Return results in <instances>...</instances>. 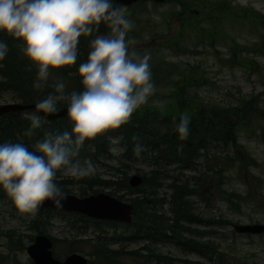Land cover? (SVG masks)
<instances>
[{"label": "trees", "instance_id": "1", "mask_svg": "<svg viewBox=\"0 0 264 264\" xmlns=\"http://www.w3.org/2000/svg\"><path fill=\"white\" fill-rule=\"evenodd\" d=\"M173 2L179 10L171 11L169 15L176 18L179 31L162 45L157 48L150 47L148 50L158 51L165 47L175 56L186 52L195 55L204 51H200L199 47L207 46L214 53H218V42L228 35L225 23L237 20L253 24L254 30H257L258 26L262 27V35L259 42L251 48L247 44L233 42L232 38L233 43L229 47L230 55L226 63L230 67L241 64L244 54L264 56V15L258 10L236 7L232 5L231 0ZM141 3H145L144 0L128 7ZM197 14L204 15L201 22L197 21ZM189 30L194 33V46L186 45L185 37ZM107 32L106 26L101 24L97 34ZM89 39L90 37L81 38L76 65L50 70L51 76L45 87L35 89L33 83L38 68L22 52V41L15 40L6 32H0V41L8 45V53L5 59L0 61V96L11 94L14 100L36 103L49 93H54L52 85L57 79L66 83V93L81 91L78 66L87 60ZM134 49L141 54L146 50ZM247 63V68L252 73L262 72L263 68L260 69V64L255 59H248ZM150 66L156 88L172 86L167 95L171 100L166 101V105H158L154 101L162 95L156 91L148 104L141 106L133 114L127 125L97 137L94 141H86L79 154L81 160L90 158L95 164L100 163L108 167L113 166L108 161L117 158L122 167H112L114 178L102 179L95 173L96 176L93 174L76 180L73 177H64L62 172H58L56 178L57 184L65 193H72V187L77 185L79 196L109 188L110 194L120 199H128L134 205L133 220L130 223L98 220L79 213L40 207L35 216L29 214L27 227L36 234L50 236L55 244L58 240L50 235L53 221L65 222L71 232L75 233L70 239L71 244H92L89 264H124L126 259H129L131 264H241L215 240L218 231L204 229L214 225H228L229 220L204 216L198 211L200 208L195 202L196 198H200L201 201L211 204V200L216 196L229 203L235 202L234 199L238 201L245 198L236 191L224 189L223 184L230 170H236L237 175L247 181L246 174L259 165L240 142V132H255L260 129L264 134V127L258 119L260 114L264 117V111L260 107L264 92L249 99L237 97L234 104L220 105L206 101L199 95L198 90L209 84V78L201 64L169 61L162 56L160 58L156 52L151 54ZM65 105L67 102L62 101L58 102L57 107ZM31 112L35 110L14 111L0 116V144L22 143L30 151H34V144L43 138L45 131L62 133L71 130L69 118L47 120L39 113L47 123L41 129L35 130L31 137L25 136L24 132L30 127V121L24 119L23 115ZM184 113L189 115L191 123L188 138L181 140L176 132V123ZM108 136L124 137L119 156L109 152ZM133 136L139 137V142L146 148L139 157L133 153ZM90 144L94 145V152L90 150ZM137 163L150 166V170L138 169L144 181L141 186L133 188L129 183V173ZM186 171L193 174H186ZM254 179L255 187L259 186V177ZM166 182L170 193L161 196V188ZM254 190L253 186L249 187L248 194H253ZM0 200L14 204L2 188ZM1 236L7 240V251L0 250V264H24L18 258L17 251H26L28 245L24 238H28L31 243L36 235H25L15 230L0 233ZM131 244H138L139 247L129 249ZM160 244L195 254L199 259L191 260L166 254L159 249ZM114 245L117 247H113ZM70 250L74 252L78 249L71 247ZM67 254L69 253L64 256ZM56 256L63 258V255ZM30 264H34L32 260Z\"/></svg>", "mask_w": 264, "mask_h": 264}, {"label": "clouds", "instance_id": "2", "mask_svg": "<svg viewBox=\"0 0 264 264\" xmlns=\"http://www.w3.org/2000/svg\"><path fill=\"white\" fill-rule=\"evenodd\" d=\"M128 15L113 0H0V32L22 41V52L38 68L35 89L45 87L50 70L76 65L80 40L90 37L87 60L78 66L82 90L66 93V83L57 79L54 93L38 100L35 112L23 115L30 121L24 135L31 137L47 123L37 113L56 114L58 102L66 101L71 130L45 131L34 151L22 143L0 144V188L21 213L35 216L46 201L63 207L67 195L56 182L57 173L76 180L93 175L96 164L79 158L85 142L127 125L155 94L151 54L130 50L135 42L128 33L134 23ZM101 24L107 34H97ZM7 53V43L0 41V61ZM190 123L187 113L176 123L181 140L188 138ZM107 138L109 152L120 155L124 137ZM132 140L139 157L146 148L139 137ZM89 148L95 151L94 145Z\"/></svg>", "mask_w": 264, "mask_h": 264}, {"label": "rangeland", "instance_id": "3", "mask_svg": "<svg viewBox=\"0 0 264 264\" xmlns=\"http://www.w3.org/2000/svg\"><path fill=\"white\" fill-rule=\"evenodd\" d=\"M175 0H166L165 2H157L154 0H144L145 3H141L138 6L136 4L133 7H125L127 10L128 18L133 21L134 28L128 33V39L134 40V44L130 45V48H139L149 52L150 54L156 53L161 58L173 62L189 61L191 63H199L204 69L205 75L209 78V84L201 87L198 92L199 95L206 101L217 103L220 105L234 104L237 102L236 98L243 97L249 99L250 97L264 92V56H254V54H244L242 56L243 62L236 64L234 67H230L226 60L230 55V48L235 41L239 44H247L251 47L255 43L259 42L262 35V27L258 26L257 30L252 28L251 23H242L237 20L231 21L229 24L225 23V31L227 36L218 42V53H214L213 50L207 46H201L198 49L204 50L198 54H190L186 52L179 56H175L171 50L162 47L160 50H148L150 47L157 48L158 45H162L169 37H173L178 31L179 26L176 23V18H172L169 13L171 11H178L179 7L174 4ZM232 5L236 7H249L254 8L264 15V0H231ZM198 15V14H197ZM204 15H198L197 21L201 22ZM193 30L186 32V45L194 46L195 40ZM158 34V35H157ZM232 38H234L232 42ZM248 59H255L263 68L261 73H252L247 68ZM243 65V66H242ZM246 66V67H245ZM172 86L156 88V91L162 95L154 102L158 105H166V101L171 100L168 98V94L171 91ZM263 101L261 102V109L264 111V94ZM11 94H3L0 96V104L12 102ZM260 125L264 127V117L258 115ZM257 118V117H255ZM240 142L247 151L250 152L253 158H255L259 165L251 169L246 174L247 181L242 176H238L236 170H230L227 172L226 182L223 184L224 189L228 191H236L242 194L245 198L242 200L234 199L235 202L229 203L222 199H218L217 196L211 200V204H207V201H201L200 198H196L195 205L198 206L204 216L212 218L223 217L229 220V224L225 226H209L204 229H215L217 232L215 240L221 243V247L224 251H227L231 257L236 261L243 264H264V235H245L237 233L233 226L234 224H264V134L261 130L255 132L249 130H242L240 132ZM122 152V151H121ZM119 156V155H118ZM110 165L115 169L116 167H122L117 158H113L108 161ZM112 167L103 166L100 163L96 164V171L102 179H113L114 169ZM138 169L146 171L150 169L143 163H137L129 175L138 172ZM94 173V174H95ZM186 174H193V172L186 171ZM96 176V174H95ZM69 178L70 176H64ZM259 177V186L255 187L256 179ZM165 185L161 188V196H167L170 193L169 188ZM255 188L253 194H248L249 187ZM71 194H79L77 185L72 187ZM103 190L109 191V188ZM129 197V195L127 196ZM30 215L27 213H21L17 207L8 201L0 200V233L6 231H19L22 234H34L36 232L29 230L28 220ZM66 225L65 222L60 220H54L50 229V235L56 238L58 241L54 244V253L57 255H64L71 253L70 248L76 247L81 254L87 255L89 261H91L90 252L93 249L92 244H71L70 239L75 236L74 232ZM236 233L234 234L233 233ZM68 239V240H63ZM207 239V238H205ZM6 238L0 237V250L6 252L5 246ZM24 241L29 245L28 238H24ZM113 247H117L114 245ZM138 244L129 245V249L138 248ZM13 248V247H12ZM15 249V248H13ZM159 249L169 255H173L178 258H185L191 260H198L199 257L195 254L185 253L174 246L167 244H160ZM18 258L24 264H30L31 258L28 253L24 251H17ZM124 264H131L129 259L123 261ZM89 264V262H88Z\"/></svg>", "mask_w": 264, "mask_h": 264}, {"label": "water", "instance_id": "4", "mask_svg": "<svg viewBox=\"0 0 264 264\" xmlns=\"http://www.w3.org/2000/svg\"><path fill=\"white\" fill-rule=\"evenodd\" d=\"M139 0H115L116 6L131 5ZM157 2H165L166 0H154ZM36 103H21L10 102L0 105V116L14 111L35 110ZM47 120H55L61 117L68 118L67 105L58 108L56 114H44ZM132 187H137L142 184L143 177L139 173L133 174L129 179ZM67 199L63 202V207L54 206L52 201L44 202L41 207L62 210L66 212H76L99 220H111L122 223H130L134 214V206L132 203L121 200L107 192H97L86 196H77L71 193H66ZM234 230L239 234L260 235L264 234V224H234ZM53 241L46 234H38L35 236L26 252L32 259L34 264H88V257L79 253L73 252L66 256L62 261L54 256Z\"/></svg>", "mask_w": 264, "mask_h": 264}]
</instances>
